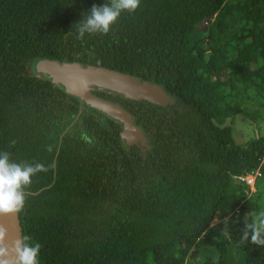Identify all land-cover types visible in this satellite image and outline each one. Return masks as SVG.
<instances>
[{"label":"trees","instance_id":"trees-1","mask_svg":"<svg viewBox=\"0 0 264 264\" xmlns=\"http://www.w3.org/2000/svg\"><path fill=\"white\" fill-rule=\"evenodd\" d=\"M106 2L0 0V151L56 162L18 216L40 264H264V246L239 243L245 218L264 212V135L233 134L237 116L264 122V0H141L108 34L77 39ZM43 58L172 95L161 106L93 91L134 116L150 149L124 148L118 124L36 74ZM255 171L251 191L241 178Z\"/></svg>","mask_w":264,"mask_h":264},{"label":"clouds","instance_id":"clouds-1","mask_svg":"<svg viewBox=\"0 0 264 264\" xmlns=\"http://www.w3.org/2000/svg\"><path fill=\"white\" fill-rule=\"evenodd\" d=\"M140 4L141 0H108L100 6L93 5L75 24L77 39H83L86 33L108 34L123 12L132 14ZM15 143V140L10 141L11 145ZM46 150L51 152L52 147L48 146ZM55 167L54 160L47 164L15 162L10 152L0 151V217L22 214L33 177L52 171ZM223 232L229 235L226 228ZM249 242L258 247L264 246V212L254 218L249 215L245 218L239 243L245 245ZM41 248L42 245L31 234L24 232L9 241L8 229L0 224V264H40Z\"/></svg>","mask_w":264,"mask_h":264},{"label":"water","instance_id":"water-1","mask_svg":"<svg viewBox=\"0 0 264 264\" xmlns=\"http://www.w3.org/2000/svg\"><path fill=\"white\" fill-rule=\"evenodd\" d=\"M33 71L118 124L121 128V145L124 148L137 146L142 154L150 149V143L143 128L135 122L134 116L120 104L101 98L93 91L102 90L161 106L175 102V98L164 92L159 85L105 67L43 58L34 63ZM0 224L8 229L9 241L21 233L20 221L16 215L0 217Z\"/></svg>","mask_w":264,"mask_h":264},{"label":"rangeland","instance_id":"rangeland-1","mask_svg":"<svg viewBox=\"0 0 264 264\" xmlns=\"http://www.w3.org/2000/svg\"><path fill=\"white\" fill-rule=\"evenodd\" d=\"M207 23H202L199 27V31H206ZM247 111L256 116L257 110L253 107H248ZM257 126L260 128V133L264 135V122L260 121L258 124L255 123L250 118H244L242 116H237L234 123V138L238 143H244L249 140L255 134L258 133L256 130ZM251 191H254V186L250 187Z\"/></svg>","mask_w":264,"mask_h":264},{"label":"built area","instance_id":"built-area-1","mask_svg":"<svg viewBox=\"0 0 264 264\" xmlns=\"http://www.w3.org/2000/svg\"><path fill=\"white\" fill-rule=\"evenodd\" d=\"M260 176L258 171H255L254 173H249L245 177L241 178L245 183L252 187L254 186L256 179Z\"/></svg>","mask_w":264,"mask_h":264}]
</instances>
